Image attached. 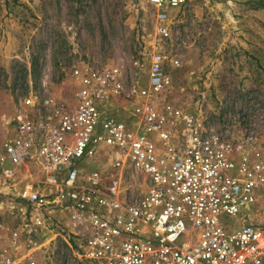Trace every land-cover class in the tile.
I'll return each mask as SVG.
<instances>
[{
  "label": "built area",
  "instance_id": "1",
  "mask_svg": "<svg viewBox=\"0 0 264 264\" xmlns=\"http://www.w3.org/2000/svg\"><path fill=\"white\" fill-rule=\"evenodd\" d=\"M188 1L150 4L164 23L169 9ZM157 30L168 36V27ZM165 61L164 53L152 56L141 88L136 79L125 87L119 68L76 72L73 108L45 90L22 95L0 154V170L12 188L20 184L25 203L9 247L21 248V238L34 245L46 230L89 264H264V225L229 231L219 220L253 205L264 189V142L237 110L160 105L170 89ZM122 95L141 99L125 117L108 108ZM6 165L27 167L31 178Z\"/></svg>",
  "mask_w": 264,
  "mask_h": 264
},
{
  "label": "rangeland",
  "instance_id": "2",
  "mask_svg": "<svg viewBox=\"0 0 264 264\" xmlns=\"http://www.w3.org/2000/svg\"><path fill=\"white\" fill-rule=\"evenodd\" d=\"M167 12L168 20L160 23L150 0H0V154L12 136L10 118L28 89L41 95L45 90L73 108L80 89L76 72L119 68L125 87L134 79L146 87L150 60L158 53L166 55L170 80L160 105L187 112L199 104L211 113L237 110L264 142V0H189L186 7ZM161 25L168 27L166 38L158 33ZM139 101L122 95L111 98L108 108L125 117ZM242 129L234 126V138ZM9 168L19 178H31L27 167H4ZM0 176L4 264L10 232L22 222L25 203L18 196L20 184L12 188L2 170ZM219 220L229 231L247 223L264 225V189L253 205ZM53 236L38 230L31 238L37 243L21 238V247L33 248L34 264H89L71 256Z\"/></svg>",
  "mask_w": 264,
  "mask_h": 264
},
{
  "label": "crops",
  "instance_id": "3",
  "mask_svg": "<svg viewBox=\"0 0 264 264\" xmlns=\"http://www.w3.org/2000/svg\"><path fill=\"white\" fill-rule=\"evenodd\" d=\"M31 249L33 248H24V246H22L18 250H14L10 247L8 257L12 258L13 262L16 264H29L27 256Z\"/></svg>",
  "mask_w": 264,
  "mask_h": 264
}]
</instances>
